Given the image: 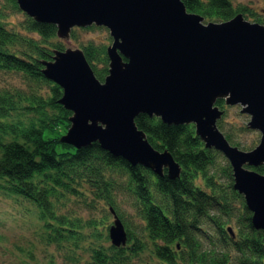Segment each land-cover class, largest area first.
Returning <instances> with one entry per match:
<instances>
[{"label":"trees","instance_id":"16d2710c","mask_svg":"<svg viewBox=\"0 0 264 264\" xmlns=\"http://www.w3.org/2000/svg\"><path fill=\"white\" fill-rule=\"evenodd\" d=\"M182 2L207 23H224L243 14L264 24L251 8L236 7L232 0ZM10 13H22L17 0H2L0 73L19 76L25 87L0 86V195L23 208L28 204L43 223L48 244L67 249L66 259L73 264H264V232L255 230L243 195L234 189L230 163L205 147L193 124L170 126L146 114L136 119L149 143L168 151L181 165L175 180L167 170L160 176L132 166L98 143L81 149L63 143L72 112L60 104L63 90L44 76L43 63L67 46L58 39L55 25L27 15L20 28L38 39L22 34L8 22ZM79 30L107 29L91 26L71 34L97 79L104 82L113 39L84 43ZM217 106L227 114L223 100ZM218 127L224 130V121ZM246 131L248 126L242 129ZM235 135L225 134L231 145L240 147ZM256 170L264 174V166ZM82 200L91 213L97 203H104L102 218L63 212L71 203L81 206ZM125 205L132 209L131 220L123 213ZM107 206L127 229L125 247L110 244Z\"/></svg>","mask_w":264,"mask_h":264},{"label":"water","instance_id":"95a60500","mask_svg":"<svg viewBox=\"0 0 264 264\" xmlns=\"http://www.w3.org/2000/svg\"><path fill=\"white\" fill-rule=\"evenodd\" d=\"M36 22L57 27L62 40L93 25L110 31L109 75L95 76L82 49L55 50L44 76L63 90L60 104L73 114L61 138L77 149L98 143L114 157L170 179L182 171L168 151L156 150L136 124L142 114L167 125L195 126L207 149L228 159L234 189L244 196L256 230L264 231V25L243 14L205 24L182 0H17ZM226 106L241 105L248 127L261 133L250 152L229 143L218 127ZM112 245L126 246L125 225L113 208Z\"/></svg>","mask_w":264,"mask_h":264},{"label":"rangeland","instance_id":"374dc122","mask_svg":"<svg viewBox=\"0 0 264 264\" xmlns=\"http://www.w3.org/2000/svg\"><path fill=\"white\" fill-rule=\"evenodd\" d=\"M1 1L2 0H0V2ZM232 2L236 7L240 5L248 6L264 22V0H232ZM26 15L27 14L24 12L15 14L10 13L9 16L11 17L8 18V22L12 26H15V29L22 34H27L20 28V23L25 19ZM246 20L251 23L260 24L259 22H256V19L254 18L248 17ZM78 33L80 35V41L84 43L91 40L98 43L101 41L104 42L108 36H110V31L108 29L107 31L97 30L94 32L79 30ZM27 35L38 39V36L36 35ZM58 39L64 42L67 49H77L79 46V42H76L73 39L62 40L59 37ZM0 86L17 88L25 87L19 76L2 73H0ZM241 109V105L227 107V114H225V110L221 109L224 111V115L221 119L224 121V130L220 129V131L224 134V136L227 131H231L234 135L236 134V140L241 143V146L237 147L242 151L250 152L259 145L261 133L251 129H249V131L242 132L243 127L248 126L250 117L246 114H242ZM244 168L258 172L256 170L258 167L255 168L246 165ZM259 174L264 175L261 173ZM91 200V195L86 196L87 202H90ZM80 204L81 206L71 203L63 210V212H69L71 215L74 214L82 216L86 219L91 215L97 217L98 219L102 218L101 211L105 206L104 203H97L98 208L92 213L88 208H86L83 200ZM106 208L110 214V226L113 222V216L110 213V208L108 206ZM123 213L128 220H131L129 217L132 216V209L129 206L125 205ZM130 224H132V226L135 225L133 222ZM20 249H23L24 252ZM67 254V249L61 250L55 244L50 245L46 242L45 237H43V223L38 221L33 210H29L28 204L27 208H23L20 205L15 204L13 200L11 201L0 195V264H25V262L27 264H50L51 262L54 264H73L66 259ZM31 255H33L34 258H32Z\"/></svg>","mask_w":264,"mask_h":264},{"label":"bare ground","instance_id":"6f19581e","mask_svg":"<svg viewBox=\"0 0 264 264\" xmlns=\"http://www.w3.org/2000/svg\"><path fill=\"white\" fill-rule=\"evenodd\" d=\"M66 134H67V133H66ZM66 134H64V135H66ZM64 135H63V136H64ZM63 136H62V137H63ZM122 159H123V158H122ZM125 161H126V160H125ZM127 162H128V161H127ZM128 163H129V162H128ZM129 164H130V163H129ZM130 165H131V164H130ZM132 166H133V165H132ZM139 166H141V165H139ZM160 176H162V175H160ZM255 230H256V229H255ZM257 231H263V230H257ZM263 232H264V231H263ZM232 235L234 236V234H232Z\"/></svg>","mask_w":264,"mask_h":264}]
</instances>
